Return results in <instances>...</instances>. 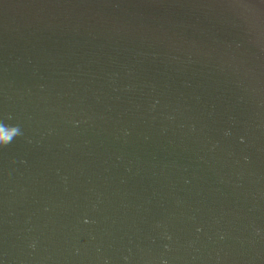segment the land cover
Listing matches in <instances>:
<instances>
[{
	"label": "water",
	"instance_id": "obj_1",
	"mask_svg": "<svg viewBox=\"0 0 264 264\" xmlns=\"http://www.w3.org/2000/svg\"><path fill=\"white\" fill-rule=\"evenodd\" d=\"M0 264H264V0H0Z\"/></svg>",
	"mask_w": 264,
	"mask_h": 264
},
{
	"label": "clouds",
	"instance_id": "obj_2",
	"mask_svg": "<svg viewBox=\"0 0 264 264\" xmlns=\"http://www.w3.org/2000/svg\"><path fill=\"white\" fill-rule=\"evenodd\" d=\"M9 143V137L7 135H5L3 137V140H0V147H4L6 145H8Z\"/></svg>",
	"mask_w": 264,
	"mask_h": 264
}]
</instances>
